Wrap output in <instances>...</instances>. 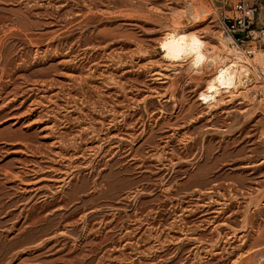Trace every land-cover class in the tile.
Segmentation results:
<instances>
[{
    "label": "rangeland",
    "instance_id": "obj_1",
    "mask_svg": "<svg viewBox=\"0 0 264 264\" xmlns=\"http://www.w3.org/2000/svg\"><path fill=\"white\" fill-rule=\"evenodd\" d=\"M209 11L0 0V264H264L257 72L204 104L223 63L160 47H223Z\"/></svg>",
    "mask_w": 264,
    "mask_h": 264
},
{
    "label": "bare ground",
    "instance_id": "obj_2",
    "mask_svg": "<svg viewBox=\"0 0 264 264\" xmlns=\"http://www.w3.org/2000/svg\"><path fill=\"white\" fill-rule=\"evenodd\" d=\"M190 5H193V4L191 3ZM188 10H190V8ZM202 10L204 11V9H202ZM188 14H191V16L195 15L194 11H192V8H191V12L189 11ZM198 14H200V13L198 12ZM188 17H189V15H188ZM194 17H192V19ZM173 30H175V29H173ZM180 39L183 40L184 46H191L194 41H197L198 44L196 46H197V52L200 55V59L196 58L197 53H191L189 51H185L183 47L181 48V51L176 53V58H173V53H172L171 49L176 47V45L173 43V41L180 40ZM219 40H221L223 42L221 37ZM165 43L168 44V48L162 47V45H164ZM223 43L225 44V42H223ZM224 44L221 43V46L223 45V47H221V48H220V46H211L210 50H209L208 48H206L205 41H203L197 35L192 34V33H184V32L179 33L177 31H173L172 33H169L166 35V37L164 38L160 47H161L162 52L164 53V57L172 63H178V62H182L185 59H191L193 61V64L195 65V67H200L201 65H203V63L208 58H211V60L214 62L219 60V61H221V63H223L222 67L219 68V70L216 73V75L214 76V78L208 81L205 92L201 93L202 99H200V100H203L204 104H207L208 102H210L211 99L216 100V102L220 101L221 100L220 98L222 97V95L224 93H228L230 98H231V96H234V95L237 96V94H234V93L235 92L238 93V88H239V86H241L242 80L240 78V75L243 74L244 77H245V75H247L248 78H250L251 72H253V71L256 72V69L254 68L255 65L253 66L250 62L243 60L242 52L240 50H238L236 48H232V47H226V49L229 48L228 49L229 51H227L226 49H224V46H225ZM220 53H222V56L220 55ZM231 54L233 56L232 59L229 57V55H231ZM255 57L259 60V64H261L262 68H264V52H257L255 54L254 58ZM249 60H251V59H249ZM191 64H190V66H191ZM250 66L253 67V70L250 69ZM196 70H197V68H196ZM257 83H259V82H257ZM261 87H263V86H261Z\"/></svg>",
    "mask_w": 264,
    "mask_h": 264
},
{
    "label": "built area",
    "instance_id": "obj_3",
    "mask_svg": "<svg viewBox=\"0 0 264 264\" xmlns=\"http://www.w3.org/2000/svg\"><path fill=\"white\" fill-rule=\"evenodd\" d=\"M209 12H204L215 24L221 39L228 47L242 52V57L254 58L264 52V0H206ZM253 70V67L250 66ZM257 78L263 86L256 96L263 101L264 68L256 66ZM248 79L245 75L244 79ZM246 82V80H245Z\"/></svg>",
    "mask_w": 264,
    "mask_h": 264
},
{
    "label": "clouds",
    "instance_id": "obj_4",
    "mask_svg": "<svg viewBox=\"0 0 264 264\" xmlns=\"http://www.w3.org/2000/svg\"><path fill=\"white\" fill-rule=\"evenodd\" d=\"M173 43L176 45L175 48L171 49L172 53H173V58H176V53L181 51V48L183 47L185 51H189L191 53H197V59H200V55L199 53L197 52V44L198 42L197 41H194L193 44L191 46H184V42L182 39L180 40H176V41H173ZM164 48H168V44L165 43L164 45H162Z\"/></svg>",
    "mask_w": 264,
    "mask_h": 264
},
{
    "label": "snow or ice",
    "instance_id": "obj_5",
    "mask_svg": "<svg viewBox=\"0 0 264 264\" xmlns=\"http://www.w3.org/2000/svg\"><path fill=\"white\" fill-rule=\"evenodd\" d=\"M163 47V46H162Z\"/></svg>",
    "mask_w": 264,
    "mask_h": 264
}]
</instances>
